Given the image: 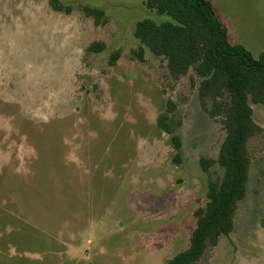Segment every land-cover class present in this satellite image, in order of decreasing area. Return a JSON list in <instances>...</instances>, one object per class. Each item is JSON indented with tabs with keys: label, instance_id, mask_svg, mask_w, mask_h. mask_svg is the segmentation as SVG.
I'll list each match as a JSON object with an SVG mask.
<instances>
[{
	"label": "rangeland",
	"instance_id": "1",
	"mask_svg": "<svg viewBox=\"0 0 264 264\" xmlns=\"http://www.w3.org/2000/svg\"><path fill=\"white\" fill-rule=\"evenodd\" d=\"M208 1L233 43L264 52V0ZM62 2L70 13L0 0V264H167L224 176L201 165L219 156L221 119L201 107L193 72L176 80L164 58L136 57V24L168 16L146 0ZM168 101L182 121L177 164L157 125ZM252 107L262 132L234 230L196 264H264V105Z\"/></svg>",
	"mask_w": 264,
	"mask_h": 264
},
{
	"label": "trees",
	"instance_id": "2",
	"mask_svg": "<svg viewBox=\"0 0 264 264\" xmlns=\"http://www.w3.org/2000/svg\"><path fill=\"white\" fill-rule=\"evenodd\" d=\"M48 1L57 12L72 11L62 0ZM145 6L170 20L157 23L146 18L136 24L135 37L141 45L136 57L145 62L148 50L164 58L170 76L176 80L193 72L199 79L201 107L212 119H221L226 132L218 158L201 159L205 171L217 164L224 176L209 182L207 204L195 213L197 226L190 247L167 263L196 264L209 248L218 246L221 237L233 232L239 203L246 196L252 163L248 143L262 132L254 120L252 104L264 105V52L254 57L243 45L232 44L228 29L208 0H146ZM83 9L97 23L104 16L101 9ZM117 59L118 54L113 55L112 64ZM175 112L176 105L168 101V109L160 114L157 125L170 137L177 164L183 143L178 133L182 121Z\"/></svg>",
	"mask_w": 264,
	"mask_h": 264
},
{
	"label": "crops",
	"instance_id": "3",
	"mask_svg": "<svg viewBox=\"0 0 264 264\" xmlns=\"http://www.w3.org/2000/svg\"><path fill=\"white\" fill-rule=\"evenodd\" d=\"M213 5V4H212ZM228 33H229V31H228ZM229 39H230V42L232 43V44H237V43H233L232 41H231V37H230V34H229ZM263 53V52H262Z\"/></svg>",
	"mask_w": 264,
	"mask_h": 264
}]
</instances>
